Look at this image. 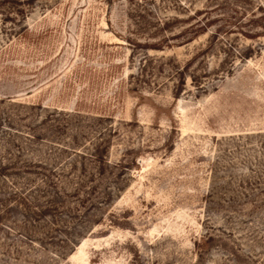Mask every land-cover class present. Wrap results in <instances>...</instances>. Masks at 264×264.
I'll return each mask as SVG.
<instances>
[{"label":"rangeland","instance_id":"obj_1","mask_svg":"<svg viewBox=\"0 0 264 264\" xmlns=\"http://www.w3.org/2000/svg\"><path fill=\"white\" fill-rule=\"evenodd\" d=\"M0 264H264V0H0Z\"/></svg>","mask_w":264,"mask_h":264},{"label":"trees","instance_id":"obj_2","mask_svg":"<svg viewBox=\"0 0 264 264\" xmlns=\"http://www.w3.org/2000/svg\"><path fill=\"white\" fill-rule=\"evenodd\" d=\"M200 31V30H199ZM198 32V31H197Z\"/></svg>","mask_w":264,"mask_h":264}]
</instances>
